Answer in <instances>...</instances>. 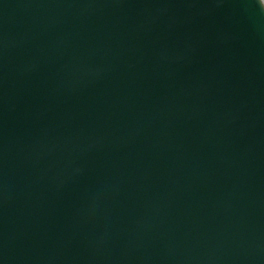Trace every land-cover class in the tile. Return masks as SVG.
Wrapping results in <instances>:
<instances>
[{
    "label": "water",
    "instance_id": "95a60500",
    "mask_svg": "<svg viewBox=\"0 0 264 264\" xmlns=\"http://www.w3.org/2000/svg\"><path fill=\"white\" fill-rule=\"evenodd\" d=\"M0 264H264V8L0 0Z\"/></svg>",
    "mask_w": 264,
    "mask_h": 264
},
{
    "label": "snow or ice",
    "instance_id": "6c2138e0",
    "mask_svg": "<svg viewBox=\"0 0 264 264\" xmlns=\"http://www.w3.org/2000/svg\"><path fill=\"white\" fill-rule=\"evenodd\" d=\"M250 2L258 4L261 8H264V0H250Z\"/></svg>",
    "mask_w": 264,
    "mask_h": 264
}]
</instances>
